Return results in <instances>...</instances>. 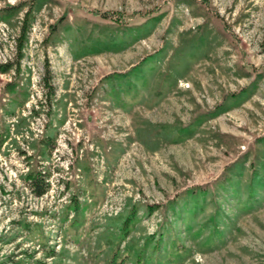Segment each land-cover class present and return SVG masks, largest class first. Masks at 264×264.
Here are the masks:
<instances>
[{"label": "rangeland", "instance_id": "obj_1", "mask_svg": "<svg viewBox=\"0 0 264 264\" xmlns=\"http://www.w3.org/2000/svg\"><path fill=\"white\" fill-rule=\"evenodd\" d=\"M4 65L0 264H264V0H0Z\"/></svg>", "mask_w": 264, "mask_h": 264}, {"label": "trees", "instance_id": "obj_2", "mask_svg": "<svg viewBox=\"0 0 264 264\" xmlns=\"http://www.w3.org/2000/svg\"><path fill=\"white\" fill-rule=\"evenodd\" d=\"M17 6L15 5H11L9 8L14 9ZM9 8H5V9H9ZM9 12V11H8ZM22 42L19 43V45ZM8 68L7 65H4L3 67H1L0 69L2 71H5ZM3 141L2 136H0V145ZM25 179L28 183V185L31 187V190L34 194L36 195H41L42 193H44L47 188H48V180L46 177V173L45 174H40V173H34L32 170L28 169L27 172L25 173ZM115 253H114V257H115ZM113 262V260H112Z\"/></svg>", "mask_w": 264, "mask_h": 264}]
</instances>
